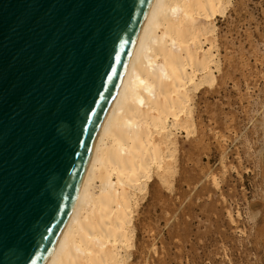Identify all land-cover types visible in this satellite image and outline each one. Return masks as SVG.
I'll return each instance as SVG.
<instances>
[{
	"label": "water",
	"instance_id": "obj_1",
	"mask_svg": "<svg viewBox=\"0 0 264 264\" xmlns=\"http://www.w3.org/2000/svg\"><path fill=\"white\" fill-rule=\"evenodd\" d=\"M152 0H0V264H45Z\"/></svg>",
	"mask_w": 264,
	"mask_h": 264
},
{
	"label": "bare ground",
	"instance_id": "obj_2",
	"mask_svg": "<svg viewBox=\"0 0 264 264\" xmlns=\"http://www.w3.org/2000/svg\"><path fill=\"white\" fill-rule=\"evenodd\" d=\"M233 1L152 0L45 264H132L139 201L152 185H174L179 135H194L197 95L216 81L217 17Z\"/></svg>",
	"mask_w": 264,
	"mask_h": 264
},
{
	"label": "rangeland",
	"instance_id": "obj_3",
	"mask_svg": "<svg viewBox=\"0 0 264 264\" xmlns=\"http://www.w3.org/2000/svg\"><path fill=\"white\" fill-rule=\"evenodd\" d=\"M217 34L220 71L179 135L173 187L139 201L132 264H264V0H234Z\"/></svg>",
	"mask_w": 264,
	"mask_h": 264
}]
</instances>
